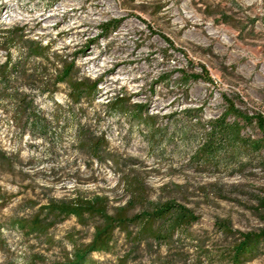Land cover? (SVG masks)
I'll use <instances>...</instances> for the list:
<instances>
[{
    "label": "rangeland",
    "instance_id": "374dc122",
    "mask_svg": "<svg viewBox=\"0 0 264 264\" xmlns=\"http://www.w3.org/2000/svg\"><path fill=\"white\" fill-rule=\"evenodd\" d=\"M14 29L74 59L79 75L97 82L93 101L72 108L65 86L53 96L34 91L51 119L45 139L22 136L0 107V146L22 159H0V190L13 196L0 208V224L18 264L36 245L11 227L12 218L36 209L26 208L28 199L94 195H107L111 211L125 207L132 214L170 200L183 205L197 219L159 252L176 264H231L240 232L264 228V147L227 141L211 163L196 155L205 137L199 121L219 117L226 98L245 115L264 116V0H0V65L7 58L4 38ZM10 52L13 61L22 58L19 48ZM189 59L208 78L192 81L186 91L179 69L192 68ZM124 97L127 104L117 101ZM136 105H146L143 114H157L156 122L141 120ZM81 128L104 133L120 165L82 154ZM242 135L264 139V129L253 121ZM221 223L236 233L227 234ZM72 229L85 241L93 232L75 217L51 231L71 249L65 235ZM127 249L120 235L116 253ZM45 252L61 254L58 247ZM139 255L130 264H155L144 247ZM93 257L117 264L115 253ZM7 260L0 250V264ZM246 264H264V241Z\"/></svg>",
    "mask_w": 264,
    "mask_h": 264
},
{
    "label": "trees",
    "instance_id": "16d2710c",
    "mask_svg": "<svg viewBox=\"0 0 264 264\" xmlns=\"http://www.w3.org/2000/svg\"><path fill=\"white\" fill-rule=\"evenodd\" d=\"M8 32L12 34L3 41L8 50L7 58L0 65V107L4 112H10L12 121L22 136L29 133L35 138L45 139L48 137L51 119L39 108L34 91L53 96L60 91L61 86H65L72 108L83 101H93L97 82L89 77L80 76L76 61L52 50L50 45H45L41 40L31 39L17 29ZM164 37L172 47H175L173 41ZM15 47L22 52V58L17 61H13L10 52ZM51 58L53 61L49 63ZM189 61L192 68L179 69L181 72L179 83L186 87V91L192 81L208 78L193 68L192 59ZM200 67L207 69L202 63ZM50 70L53 71L50 73ZM117 101L126 104L129 102L125 97L117 98ZM225 102L228 103V107L219 117L209 119L205 123L199 121L205 137L196 150V155L209 159L211 163H214L212 158L220 154L221 147L227 141L242 145L254 143L258 148L264 147V139L254 140L251 135H242L245 124L253 121L264 129V116L245 115L236 108L235 101L226 98ZM5 104H11L12 109L9 111ZM136 106L140 107L137 113L141 120L156 122L157 114H143V111H147L146 105ZM231 115L242 117L244 123L242 124L239 119L231 121L229 118ZM54 119L59 120L58 117ZM77 148L89 159H96L101 163L111 161L120 165V159L115 155L104 133L96 134L81 128L78 132ZM0 159L13 164L22 163L19 153L9 154L1 146ZM12 198L11 194L0 190V208L6 207ZM26 208L36 209L31 214L16 216L11 220V227L18 229L27 241L36 240V245H33L30 252L25 254L24 258L21 257L23 264H105L93 257L97 252L115 253L117 264H130L133 255L140 257L143 247L147 252L154 253L153 263L176 264L162 255L159 248L163 244L168 245L173 233L179 228L186 227L197 219L190 210L172 200L135 214L125 207L111 211L110 198L107 195L77 196L69 200L53 197L46 203L28 199ZM71 217H75L83 227H92L93 232L91 238L85 241L84 237L78 234L80 230H69L65 235V240L71 245L69 249L61 240L56 239L51 230ZM220 226L227 234L236 233L226 223H221ZM2 228L0 224V250L8 258L6 264H18L13 258L14 253L4 237ZM120 235L128 245L124 254L116 253ZM263 241L264 228L260 232H240L231 245V264H246L252 256L260 252ZM37 246L40 249H36ZM55 247L59 248L61 254L50 258L45 251ZM140 264H145L142 259Z\"/></svg>",
    "mask_w": 264,
    "mask_h": 264
}]
</instances>
